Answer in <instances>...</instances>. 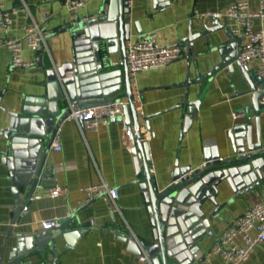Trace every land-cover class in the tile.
Wrapping results in <instances>:
<instances>
[{"label": "crops", "instance_id": "crops-1", "mask_svg": "<svg viewBox=\"0 0 264 264\" xmlns=\"http://www.w3.org/2000/svg\"><path fill=\"white\" fill-rule=\"evenodd\" d=\"M247 1L251 11L256 12L264 0H132L131 15L127 23L131 25V39L127 45L141 35L155 34L157 44L167 47L211 27L212 20L197 18L210 14H225L230 6ZM105 0H93L85 8L70 12L59 2L48 0H0L6 10H18L13 16L9 30L0 29V40L22 41L23 58L27 63L35 55L24 42L27 27L38 26L44 35V45L38 64L29 69L16 70L11 67V53L0 48V130L7 128L9 114H21L24 108L35 110L39 103L46 104L48 93L47 71L61 68L73 62V29L79 20L97 15ZM231 32L234 24L221 20ZM258 31L261 24L254 22ZM226 41L224 32H218L195 44V50L188 58L154 72L138 76V90L142 98L144 116L150 118V133L142 125L141 131L147 138L150 151V174L157 188H169L174 174L182 169L192 171L204 168L206 156L225 160L233 158L231 137L236 128L248 126L244 110L252 104V92L241 71L235 67L232 73L227 68L211 79L197 84L221 63L216 51ZM126 45V49H127ZM241 49V48H240ZM239 49V52H240ZM112 70L122 73L124 81L123 57L120 49L116 56L109 58ZM249 76L255 82L260 79L258 63L249 68ZM188 80L189 84H188ZM257 85V83H256ZM260 86V85H258ZM133 95L135 94L134 89ZM125 85L118 96L124 97ZM56 94H54V98ZM135 97V95H134ZM188 98V100L186 99ZM200 102V108L185 130L184 110L187 103ZM138 112V110H136ZM253 113V111H251ZM236 115V117H234ZM132 123V115L128 116ZM144 124V123H143ZM253 144L259 141L257 123L252 120ZM125 116L96 133L85 134L80 124L64 123L59 129L61 152L54 151L53 145L45 162L44 179L41 187L45 190L60 185L68 194L57 199L44 197L38 190L27 214L22 215L14 226L15 234H40L41 223L52 220L71 221L67 232L86 230V235L68 249L62 236L57 237L58 254L49 249L44 253H33L18 264H138L143 249L137 252L129 247L125 238L130 237L137 245L144 242L153 244V230L150 223L140 185L144 180L137 178V169L144 177L142 163L136 166L132 155L133 145L128 141L129 131L123 129ZM41 131L42 127H36ZM259 135L264 149V113L260 118ZM149 137V138H148ZM0 139V145H5ZM3 147V146H1ZM0 147V264H13L11 251L16 248L14 236L6 235L13 219L15 198L12 193L14 182L11 169L3 161L4 149ZM105 184L119 192L115 201L103 196L83 209L87 202L81 189L91 185ZM39 188V187H38ZM231 191L218 198V207L207 202L203 208L210 218L212 237L207 235L198 245V259L190 256L184 264H225L220 257L205 262V256L230 225L256 203L264 204V182L244 197H237ZM72 214L69 219L68 215ZM55 233V232H53ZM57 233V232H56ZM244 264H264V244L258 245L250 259Z\"/></svg>", "mask_w": 264, "mask_h": 264}, {"label": "water", "instance_id": "water-1", "mask_svg": "<svg viewBox=\"0 0 264 264\" xmlns=\"http://www.w3.org/2000/svg\"><path fill=\"white\" fill-rule=\"evenodd\" d=\"M131 2L132 0H105L97 15L79 20L73 29V62L47 71L49 86L46 104L37 102L40 108L30 110L26 107L21 114L10 113L8 127L0 130V139L5 142V145H0L4 149L3 161L12 172V193L15 198L13 219L6 237L9 239L14 236V226L22 215L27 214L38 187L47 179L44 167L48 151L72 107L84 110L120 99L118 96L124 83V97L128 103L124 109L125 125L129 131L128 141L134 147L132 155L137 159L136 166L142 163L144 171L143 177L137 169V178L144 180L140 189L150 216L153 244L147 246L140 242L137 245L130 237L125 238V241L132 250L139 252L142 248L145 255L155 258L153 264H184L186 258L192 263L190 256L198 259L199 243L207 235L212 237L210 218L214 214L206 216L203 208L207 202L218 207V198L228 191L238 195L237 197H244L255 191L260 182H264V149L259 135L260 118L264 113V107L260 104L264 96V82L261 78L254 82L249 76V70L238 64L242 42L220 21L211 19V27L205 26L201 33L194 34L190 31L188 38L180 42L187 52L186 58L194 52L199 40L224 32L226 41L216 50L221 63L207 76L200 78L197 84L211 80L221 68H227L232 73L237 67L252 92V104L244 110V118L249 125L236 128L231 137L233 158L220 160L207 155L204 168L179 170L174 174L171 186L159 190L150 174L149 146L141 131L144 125L146 132L150 133V120L154 117L141 120L142 117L136 111L127 67L126 45L131 39V25L127 23V18L131 15ZM166 2L168 5L169 0ZM119 49L123 57L124 81L121 72L112 70L109 60L117 55ZM199 108L200 102L187 103L181 107L184 110L186 131ZM0 110L4 112L1 101ZM129 114L132 115V123L129 122ZM253 119L258 129L257 145L253 144ZM2 123L0 119V124ZM38 126L42 127L41 131L36 130ZM92 204L93 202L89 203L82 210ZM70 223L67 220L61 221L62 226L57 233L15 234L17 243L16 248L11 251L12 263L18 264L33 253L42 254L46 248L51 254L57 255L56 239L59 236L63 237L68 249H72L75 242L88 231L78 229L67 232ZM5 253L6 251L0 258L1 261ZM144 254L141 252L140 255Z\"/></svg>", "mask_w": 264, "mask_h": 264}, {"label": "built area", "instance_id": "built-area-1", "mask_svg": "<svg viewBox=\"0 0 264 264\" xmlns=\"http://www.w3.org/2000/svg\"><path fill=\"white\" fill-rule=\"evenodd\" d=\"M50 2L61 3L68 11L75 12L85 8L93 0H48ZM18 10L8 11L0 4V29L9 30L13 25V16ZM197 18L214 19L217 21L227 20L234 24L231 34L242 42L238 64L243 68H249L253 63H258L259 76L264 82V2H261L256 12L251 11L247 1H239L228 8L225 14H210L198 16ZM261 24V28L256 31L254 22ZM38 26L27 27L24 42L35 55L33 62L27 63L23 58V42L0 40V48L10 51L11 67L16 70H23L35 67L40 61V54L44 45V35ZM155 34L141 35L137 40L127 45V67L131 78V84L135 92L134 105L139 116L143 117L142 98L138 90V76L142 73L154 72L165 69L174 63L183 60L187 52L180 43H174L167 47L157 44ZM264 107V96L260 100ZM127 102L116 99L109 104L80 110L72 107L65 123H78L85 134L96 133L101 127L108 126L124 115ZM236 117V115H234ZM123 132L126 134L128 128ZM149 138V137H148ZM54 151L61 152V137L59 131L53 143ZM44 197L57 199L68 194V190L60 185L43 189ZM87 202H92L98 198L109 196L112 201L119 197V192L109 188L105 184L91 185L81 189ZM72 218V214L68 215ZM60 220H52L41 223L42 232H56L61 229ZM264 244V204L256 203L242 216L238 217L228 229L216 241L213 248L207 253L204 261L209 262L213 257H220L225 264L246 263L255 248ZM155 258L142 255L138 259V264H153Z\"/></svg>", "mask_w": 264, "mask_h": 264}]
</instances>
